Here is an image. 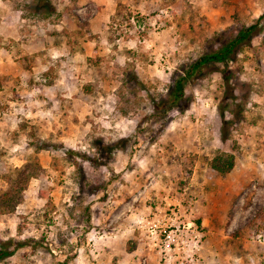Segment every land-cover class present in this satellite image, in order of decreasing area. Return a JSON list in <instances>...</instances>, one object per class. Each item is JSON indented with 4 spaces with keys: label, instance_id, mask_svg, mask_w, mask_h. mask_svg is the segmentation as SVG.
<instances>
[{
    "label": "rangeland",
    "instance_id": "374dc122",
    "mask_svg": "<svg viewBox=\"0 0 264 264\" xmlns=\"http://www.w3.org/2000/svg\"><path fill=\"white\" fill-rule=\"evenodd\" d=\"M261 14L264 0H0V193L41 167L0 215V240L27 244L0 264H164L139 221L172 212L202 234L195 264H264V18L229 88L209 65L167 109L171 77ZM219 153L235 166L210 179Z\"/></svg>",
    "mask_w": 264,
    "mask_h": 264
},
{
    "label": "trees",
    "instance_id": "16d2710c",
    "mask_svg": "<svg viewBox=\"0 0 264 264\" xmlns=\"http://www.w3.org/2000/svg\"><path fill=\"white\" fill-rule=\"evenodd\" d=\"M119 7L122 6L118 4L117 8ZM263 18L264 14H261L255 23L241 28L233 39L226 42L218 50L198 57L192 64H190V66L184 71L182 75H175L171 77V86L169 88V94L167 97V100L170 104L167 109L183 99L187 81L199 74L205 67L209 65L219 63L224 66L221 76L223 78L225 87L229 88V86H227L229 83L228 74H230L228 64L232 61V55L236 51L237 47L241 45H248L252 37L261 33V21ZM220 120L221 141L225 142L228 140L230 134L228 127L233 123V120L225 118V110L221 111ZM70 153H72V151H70ZM77 157H79L78 154ZM234 166L235 156L233 154L219 153L215 155L209 162V178L211 179L212 177L216 176H225L233 170ZM40 171L41 167L39 166L38 162H33L31 164L25 165L23 169L16 170L15 177H8L9 185L0 193V215L10 214L15 211L16 207L23 199L25 186L32 178H36ZM257 217L260 218V214H258ZM262 221L264 222V216ZM198 224H200V222H198ZM26 245V242L20 240H0V263L10 258L18 249H21Z\"/></svg>",
    "mask_w": 264,
    "mask_h": 264
},
{
    "label": "built area",
    "instance_id": "2783aa9c",
    "mask_svg": "<svg viewBox=\"0 0 264 264\" xmlns=\"http://www.w3.org/2000/svg\"><path fill=\"white\" fill-rule=\"evenodd\" d=\"M176 215L172 212L169 216H154L139 223L145 230L148 244L156 250L164 264L172 261L195 264L202 234L196 222L180 221Z\"/></svg>",
    "mask_w": 264,
    "mask_h": 264
}]
</instances>
